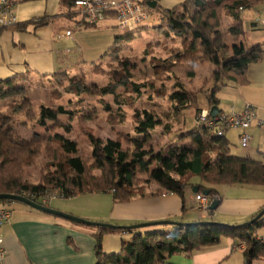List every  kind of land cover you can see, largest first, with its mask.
I'll use <instances>...</instances> for the list:
<instances>
[{"label": "trees", "instance_id": "1", "mask_svg": "<svg viewBox=\"0 0 264 264\" xmlns=\"http://www.w3.org/2000/svg\"><path fill=\"white\" fill-rule=\"evenodd\" d=\"M263 1L185 0L173 9L161 11L162 26L171 28L183 39L184 51L178 54V60L194 61L195 66L210 64L215 69L203 84L205 86L210 81L214 82L205 94L209 109L218 106V94L229 83H246L249 65L257 62L262 55L263 45L251 43L243 28L242 13ZM61 3L66 8V16L73 17L76 13L73 0H61ZM222 12L234 19V24L227 31L235 40L231 44L226 43L219 33L213 37L214 30H217L213 25L218 23ZM47 23V19L34 21L36 26H45ZM78 23L95 27L81 21ZM133 34L119 33L116 42L131 40ZM227 51L232 54L227 56ZM158 62L155 63L157 67ZM131 67L129 61L124 62L123 78H132ZM189 77H194V74L191 73ZM16 80H0V88L16 92ZM126 88L139 96L142 90L151 87L131 81ZM107 93L108 88L101 90V94ZM5 96L0 89V98ZM169 99L175 116L182 114L183 117L188 110L197 113L202 111L199 107V90L191 89L184 83L175 84ZM63 115L73 118L75 113L62 106L57 109L42 107L38 123L47 129L48 134L34 133L30 138H25L14 127L10 116L0 113V195H20L46 206L43 198L51 195L72 198L82 193L111 192L115 202L129 203L136 196L162 192L184 197L187 189L193 190L196 186L199 188L197 194L210 191V197L219 195L215 188L219 185L264 187V156L254 159L232 155L225 142L229 130L220 137L216 135V130L198 126L194 121L192 129L182 126L175 131L173 124H164L163 118L155 111L136 110L134 136L119 134L116 139L102 140L89 135L92 151L86 155L81 152L78 142L65 133L51 134L59 127L64 128L66 133L71 132L68 126L61 125L60 118ZM161 126L166 137L171 138L172 142H180L166 154L156 152L152 143L153 132ZM125 142L132 149L125 148ZM44 150L55 153L54 162L47 166L54 169L48 171L39 184H29L24 180L25 168L35 164ZM151 185H156L157 190H150ZM2 203L14 202L3 200L0 201ZM208 214L212 215L214 211ZM166 226V230L145 233H138V230L92 228L96 231L95 264H167L172 256H190L204 248L220 245L224 238L235 240L237 248L242 244L245 246L242 249L245 264L264 259V241L259 237L260 230L264 229V216L255 224L244 227L211 224ZM124 232L134 233L133 239L123 240L120 252L106 253L103 248L104 237Z\"/></svg>", "mask_w": 264, "mask_h": 264}, {"label": "crops", "instance_id": "2", "mask_svg": "<svg viewBox=\"0 0 264 264\" xmlns=\"http://www.w3.org/2000/svg\"><path fill=\"white\" fill-rule=\"evenodd\" d=\"M184 1H157L151 23L161 21L162 10L173 9ZM15 14L17 25L0 30V80L2 81L27 77L30 73L48 77L56 75L57 71L62 72L64 67L67 69L65 65L72 63L69 58L70 49L67 50L62 40L73 39L74 42L79 43L84 39V33L90 30L89 27L78 23V16L71 18L66 16V8L61 0H15ZM40 19H47L48 23L45 26H36L34 21ZM242 19L243 28L250 42L262 44L263 53L257 62L249 65L246 83L231 82L219 92L217 107L223 113L231 109L241 113L247 105H251L255 109L257 119L264 120V1L245 11ZM20 26L25 28L21 29ZM99 26L112 30L116 41V35L119 32L114 27L113 20H108ZM99 26L93 28L96 29ZM68 30L72 31L70 38L64 37V33ZM223 101L225 102L222 104ZM201 109L210 110L209 107L208 109L201 107ZM233 131L238 133L239 142L241 132ZM247 132L251 140L249 147L242 149L244 154H235L231 151L226 133L225 142L230 147V153L254 159L262 158L264 129L254 123ZM157 188L156 185L149 187L153 191ZM215 188L221 203L212 215L203 214L196 208V194L189 188L184 197L162 192L136 196L129 203L114 201V206L107 216L88 215V219L116 226L159 221L174 222L179 219L186 223L213 221L238 226L252 220L264 209L263 186L219 185ZM189 205L200 212V219L190 215V218L186 220L188 214L185 212ZM10 210L12 216L0 231L2 248L5 252L4 264L96 263V231L91 227L78 225L22 204L10 203ZM138 233H145V231ZM128 234L124 232V238L119 234L118 237L116 234L106 235L103 239L104 251L106 253L120 252L122 241H126L125 236L128 237ZM133 235L134 233H130L129 237ZM259 237L264 241V235ZM167 264H245V256L243 250L236 247L235 240L224 238L220 245L204 248L190 256H172ZM253 264H264V259L256 260Z\"/></svg>", "mask_w": 264, "mask_h": 264}, {"label": "rangeland", "instance_id": "3", "mask_svg": "<svg viewBox=\"0 0 264 264\" xmlns=\"http://www.w3.org/2000/svg\"><path fill=\"white\" fill-rule=\"evenodd\" d=\"M73 16H78L77 12H74ZM233 24L234 19L222 12L218 23L213 25L217 29L214 30L213 37L219 33L226 43L231 44L235 40L227 31ZM89 28L79 43L73 39L62 40L67 50L70 49L69 58L72 60V63L65 65L67 69L64 67L62 73L57 71L56 75L48 77L30 73L27 77L15 81L16 92L0 88L4 96L6 95L0 98V113L10 116L14 127L23 137L30 138L34 133L48 134L47 129L38 123L42 107L57 109L62 106L74 111L73 118L68 115L60 118L61 125L68 126L71 132L66 133L64 128L59 127L51 134L65 133L67 137L78 142L81 152L86 155L92 151L89 135L102 140L116 139L119 134L134 136L136 110L155 111L163 118L164 124L171 122L175 131L180 130L182 126L187 129L194 127L195 118L199 113L188 110L184 112L183 117L182 114L175 116L171 111L172 103L169 96L174 91L176 83H184L191 89L199 90V107L208 109L205 94L212 88L214 82L210 81L205 86L203 84L215 69L210 64L195 66L194 61L178 60V54L184 51L183 39L178 33L169 27H163L162 21H156L140 29L138 33L130 32L134 33L131 40L116 42L112 30L100 26L96 29ZM117 31L121 33L118 29ZM231 54V51H227V56ZM126 61L132 65L131 79L123 78V64ZM157 61H160L158 67L155 64ZM191 73L194 77H189ZM131 81L145 83L151 88L142 90L139 96L135 95L126 88ZM103 88H108L109 93L101 94ZM164 134L163 126L158 127L153 132L152 143L156 152L166 154L172 146L180 142H172L173 140ZM227 140L233 153L244 154L236 131L230 130L227 133ZM124 147L132 149L127 142ZM55 157L54 152L42 151L37 162L25 168L24 180L29 184H39L44 175L54 169L47 166L54 162ZM13 205L19 204L14 202ZM49 205L55 210L80 219L104 223L88 219V215L107 216L114 206V197L111 193L102 192L82 193L72 198L57 196ZM185 213L188 214L186 220L190 215L197 219L201 218L200 212L190 205ZM174 222L193 223H186L180 219ZM167 227L165 225L142 228L138 229V232L162 231ZM118 234L123 237V233ZM129 234L128 237L125 236L126 241L134 236L129 237ZM259 235H264V229L260 230Z\"/></svg>", "mask_w": 264, "mask_h": 264}, {"label": "built area", "instance_id": "4", "mask_svg": "<svg viewBox=\"0 0 264 264\" xmlns=\"http://www.w3.org/2000/svg\"><path fill=\"white\" fill-rule=\"evenodd\" d=\"M159 0H73L75 11L79 16V21L88 25L98 26L108 20H113L117 29L121 33L137 32L151 24L155 9L148 5L149 2ZM17 25L15 14V0H0V30L12 28ZM72 31L64 33V37L70 38ZM195 121L198 126H207L216 130L217 136H224L228 130H239L240 145L248 148L251 137L247 130L256 123L264 129V120L257 119L254 107L247 105L241 113L231 109L229 112H220L216 117L210 116V110H202ZM114 192V191H113ZM56 195L43 198L45 205H49ZM196 208L203 214L209 212L208 207L212 202V197L204 194L195 195ZM12 216L10 203L0 204V231L9 222ZM241 245L239 249H244ZM5 252L2 248V237L0 233V264H4Z\"/></svg>", "mask_w": 264, "mask_h": 264}, {"label": "water", "instance_id": "5", "mask_svg": "<svg viewBox=\"0 0 264 264\" xmlns=\"http://www.w3.org/2000/svg\"><path fill=\"white\" fill-rule=\"evenodd\" d=\"M148 5L155 9L157 7V2H149ZM220 113V109L217 106H214L210 109V116L211 117H216ZM199 191V188L196 186L193 189V193L197 194ZM204 196L209 197L211 195L210 191H204L203 192ZM7 200V201H12V202H19L22 203L34 210H37L39 212L49 214L64 220H67L69 222L86 226V227H91V228H99V227H106V228H112V229H120L123 231H134L142 228H148V227H154V226H165V225H171V226H181V227H189L195 224H211V225H219V226H229L226 224L218 223V222H200V223H192V224H183V223H177V222H170V221H159V222H151V223H141V224H136L132 226H116V225H109L105 223H97V222H91L87 221L84 219H80L77 217H74L69 214H65L61 211L55 210L53 208L38 204L34 201L29 200L28 198L20 195H15V194H3L0 195V201ZM221 203V198L220 196H215L212 197V202L210 203L208 210L209 211H216L218 207L220 206ZM264 216V209L255 217L253 220H251L248 223H245L243 225H240V227L244 226H251L255 224L258 220H260Z\"/></svg>", "mask_w": 264, "mask_h": 264}]
</instances>
